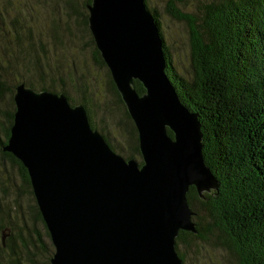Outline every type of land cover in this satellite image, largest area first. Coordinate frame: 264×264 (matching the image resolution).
I'll list each match as a JSON object with an SVG mask.
<instances>
[{"label":"water","instance_id":"1","mask_svg":"<svg viewBox=\"0 0 264 264\" xmlns=\"http://www.w3.org/2000/svg\"><path fill=\"white\" fill-rule=\"evenodd\" d=\"M86 11L94 47L135 128L141 163L112 152L82 106L22 84L1 150L26 171L54 249L49 264H182L174 239L179 231L195 234L186 192L192 186L201 197L217 187L202 161L197 114L180 105L167 80L144 0H90Z\"/></svg>","mask_w":264,"mask_h":264},{"label":"trees","instance_id":"2","mask_svg":"<svg viewBox=\"0 0 264 264\" xmlns=\"http://www.w3.org/2000/svg\"><path fill=\"white\" fill-rule=\"evenodd\" d=\"M70 3L72 13L68 16L80 17L78 23L87 36L93 61L106 69L88 30L85 11L90 0H83L79 7ZM144 5L159 31L164 73L180 105L190 114H197L202 161L217 182L216 189L201 193V197L194 187L188 188L186 203L193 215L200 213V216L196 217L195 223L192 222L195 234L177 233L175 253L184 264L186 252L191 251L198 241L223 249L236 264H264V0H213L202 3L196 14L183 13L174 0L165 3V15L183 23L187 29L188 79L179 76L172 67L158 16L146 6L145 0ZM106 75L111 91L130 123L131 150L139 156L135 128L107 69ZM20 84L36 93L30 84L20 81L8 87L0 74V105L3 107L0 110L3 139L0 156L16 169L21 185L35 203L25 169L14 157L1 150L8 139L15 111L14 89ZM132 88L138 96L144 93L135 80ZM41 92L48 91L39 88L38 93ZM62 95L68 104H73ZM80 105L89 124L90 115L84 107L85 102ZM167 135L172 137L169 131ZM101 137L113 152L106 138ZM194 205H197V211ZM34 215L48 236L36 204ZM35 242L36 247L45 250L39 236Z\"/></svg>","mask_w":264,"mask_h":264},{"label":"rangeland","instance_id":"3","mask_svg":"<svg viewBox=\"0 0 264 264\" xmlns=\"http://www.w3.org/2000/svg\"><path fill=\"white\" fill-rule=\"evenodd\" d=\"M69 1L77 7L83 3V0H0V74L8 87L20 81L30 84L36 93L44 88L55 95L64 94L73 103L70 107L85 102L89 124L106 138L113 152L140 164V156L131 150L130 123L123 115L124 109L111 91L106 69L92 59L87 36L78 23L80 17L68 16L72 13ZM167 1L145 0V3L158 16L172 67L179 76L188 79L187 29L165 15ZM174 1L183 13L196 14L202 3L213 0ZM34 206L16 169L0 156V264H49L54 249L35 218ZM197 216L200 213L191 216L193 223ZM37 236L45 250L36 247ZM184 264L236 263L223 249L197 241L186 252Z\"/></svg>","mask_w":264,"mask_h":264}]
</instances>
